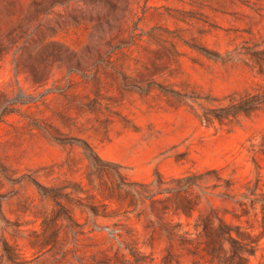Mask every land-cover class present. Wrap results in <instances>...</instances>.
I'll return each mask as SVG.
<instances>
[{"label": "rangeland", "instance_id": "374dc122", "mask_svg": "<svg viewBox=\"0 0 264 264\" xmlns=\"http://www.w3.org/2000/svg\"><path fill=\"white\" fill-rule=\"evenodd\" d=\"M259 58L264 0H0V264H264Z\"/></svg>", "mask_w": 264, "mask_h": 264}, {"label": "trees", "instance_id": "16d2710c", "mask_svg": "<svg viewBox=\"0 0 264 264\" xmlns=\"http://www.w3.org/2000/svg\"><path fill=\"white\" fill-rule=\"evenodd\" d=\"M257 63L259 65L260 71H261V68L263 67V64H264V58H261V59L259 58ZM234 101H235V103L232 106L234 110L241 112L244 115H249L254 110H256L261 104L264 105V93L247 92V93L240 95L239 98L237 100H234ZM188 183H189V181L184 182V184H188ZM166 189L171 190L172 188H166ZM209 221H210L209 219L206 220V225H208L210 223ZM210 227L211 226L209 225V226L205 227V229H208ZM234 229H235L234 226L227 225L222 220H219V226L212 229V230H214L216 237L219 233L225 232L229 236V239L231 241H233V244H239V248H235V249H239L241 251L245 250V251L251 252L249 250L252 246V245H250V242L253 243V241L250 240V241L246 242V240H247L246 236H243L242 233H239L237 230H234ZM234 231H236V234H237V238H235V239H234L233 234H232V232H234Z\"/></svg>", "mask_w": 264, "mask_h": 264}]
</instances>
